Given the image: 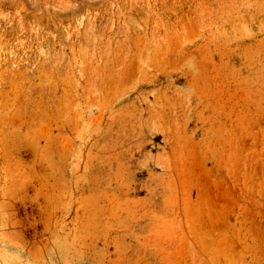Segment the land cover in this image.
Segmentation results:
<instances>
[{
	"label": "rangeland",
	"instance_id": "1",
	"mask_svg": "<svg viewBox=\"0 0 264 264\" xmlns=\"http://www.w3.org/2000/svg\"><path fill=\"white\" fill-rule=\"evenodd\" d=\"M0 264H264V0H0Z\"/></svg>",
	"mask_w": 264,
	"mask_h": 264
}]
</instances>
